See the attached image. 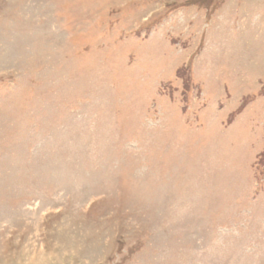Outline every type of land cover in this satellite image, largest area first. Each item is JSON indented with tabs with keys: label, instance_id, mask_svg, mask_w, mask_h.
I'll return each instance as SVG.
<instances>
[{
	"label": "rangeland",
	"instance_id": "1",
	"mask_svg": "<svg viewBox=\"0 0 264 264\" xmlns=\"http://www.w3.org/2000/svg\"><path fill=\"white\" fill-rule=\"evenodd\" d=\"M0 264H264V0H0Z\"/></svg>",
	"mask_w": 264,
	"mask_h": 264
}]
</instances>
